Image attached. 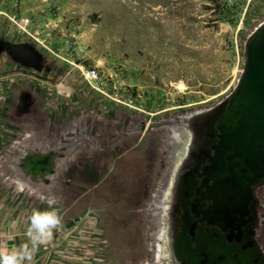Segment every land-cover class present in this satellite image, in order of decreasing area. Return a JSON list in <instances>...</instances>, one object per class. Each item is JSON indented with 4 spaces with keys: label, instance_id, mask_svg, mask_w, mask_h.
Segmentation results:
<instances>
[{
    "label": "rangeland",
    "instance_id": "obj_1",
    "mask_svg": "<svg viewBox=\"0 0 264 264\" xmlns=\"http://www.w3.org/2000/svg\"><path fill=\"white\" fill-rule=\"evenodd\" d=\"M0 11L16 18L0 22V176L12 180L3 188L30 212L55 197L62 218L34 257L171 264L164 237L176 180L170 201L166 191L180 128L239 84L264 0H0ZM25 18L30 35L18 28ZM157 19L173 23L168 41ZM15 45L37 60L15 59ZM82 66L100 69L96 89ZM81 135L86 142L66 150ZM45 150L66 151L47 185L27 158L20 164ZM259 234L264 254V225Z\"/></svg>",
    "mask_w": 264,
    "mask_h": 264
},
{
    "label": "flooded vegetation",
    "instance_id": "obj_2",
    "mask_svg": "<svg viewBox=\"0 0 264 264\" xmlns=\"http://www.w3.org/2000/svg\"><path fill=\"white\" fill-rule=\"evenodd\" d=\"M263 33L264 23L248 41L253 42ZM262 53L264 60V50ZM30 58H34L32 52ZM30 58L15 54L17 60L29 62ZM237 87L215 107L195 120L187 119L186 127L180 128L185 144L179 147L181 155L173 163L166 191L170 201L176 180L171 204L173 229L169 222L164 237L171 264H264L259 246V232L264 225V162L261 167L249 166L242 138H229L226 127ZM88 136L76 137L66 150L86 142ZM45 155L49 153H41L38 158ZM32 157L24 162L27 171L35 181L47 185L56 161L43 167L32 164L37 158Z\"/></svg>",
    "mask_w": 264,
    "mask_h": 264
},
{
    "label": "water",
    "instance_id": "obj_3",
    "mask_svg": "<svg viewBox=\"0 0 264 264\" xmlns=\"http://www.w3.org/2000/svg\"><path fill=\"white\" fill-rule=\"evenodd\" d=\"M264 33L256 40L247 42V60L244 73L232 98L226 117L228 136H238L241 145L248 150L247 164L261 167L264 162ZM15 57L17 52L29 57L31 50L25 45L9 46ZM30 58L29 62L35 59Z\"/></svg>",
    "mask_w": 264,
    "mask_h": 264
},
{
    "label": "crops",
    "instance_id": "obj_4",
    "mask_svg": "<svg viewBox=\"0 0 264 264\" xmlns=\"http://www.w3.org/2000/svg\"><path fill=\"white\" fill-rule=\"evenodd\" d=\"M6 21L2 16H0V22ZM9 50V49H8ZM37 60V56H35ZM32 63V62H29ZM8 79V78H7ZM10 82L20 81V77L16 74L13 76L10 74V78L8 79ZM53 90V89H51ZM0 91H4L3 87L0 88ZM74 89L70 87V94L73 93ZM50 95V94H49ZM52 100V98H51ZM51 104L50 101H47ZM1 115V113H0ZM5 133L7 130H3L0 134V138L5 137ZM4 148L3 145H0V149ZM2 150H0L1 153ZM47 152L46 150L42 153ZM41 153H38L39 156ZM33 155L26 153L21 161L25 160V158L33 159ZM36 156V157H38ZM12 185L11 178H5L0 176V244L5 245L7 248H12L14 246H18L21 243L26 241V229L28 226V216L31 213L28 209H26L25 204L21 203L16 205V195H12L9 191V187L3 188V186ZM2 186V187H1ZM62 228V227H61ZM32 264H52L45 258L34 257Z\"/></svg>",
    "mask_w": 264,
    "mask_h": 264
},
{
    "label": "clouds",
    "instance_id": "obj_5",
    "mask_svg": "<svg viewBox=\"0 0 264 264\" xmlns=\"http://www.w3.org/2000/svg\"><path fill=\"white\" fill-rule=\"evenodd\" d=\"M46 202L47 209H33L29 214L24 243L10 249L0 244V264H32L39 247L50 242L54 232L62 227V218L54 207L55 197L47 198Z\"/></svg>",
    "mask_w": 264,
    "mask_h": 264
},
{
    "label": "built area",
    "instance_id": "obj_6",
    "mask_svg": "<svg viewBox=\"0 0 264 264\" xmlns=\"http://www.w3.org/2000/svg\"><path fill=\"white\" fill-rule=\"evenodd\" d=\"M0 16H2L8 22H15L16 18L9 13H5L4 11H0ZM30 20L28 18L22 19L20 23H18L19 30L24 31L27 35H30L27 29V25L29 24ZM82 74L84 79L96 89L101 81V72L100 69L96 67H85L82 66Z\"/></svg>",
    "mask_w": 264,
    "mask_h": 264
},
{
    "label": "bare ground",
    "instance_id": "obj_7",
    "mask_svg": "<svg viewBox=\"0 0 264 264\" xmlns=\"http://www.w3.org/2000/svg\"><path fill=\"white\" fill-rule=\"evenodd\" d=\"M156 22H157V26L159 27V29L161 31V35L165 36L167 41H168V39H171L172 38L171 37V35H172L171 30L173 28V23L169 22V21L162 22V21H160V19H157ZM180 131H182V130H180ZM180 155H181V152H180V148H179L176 151L173 163L176 162V160L179 158ZM62 156H63V154H62ZM62 156H60V157H62ZM55 158H57V157L55 156ZM29 160H30V158H29ZM53 162H55L54 161V155L49 154V155L42 156V158H38V159L35 158V161L32 160L31 163L39 165V166H43V167H48V166L50 167ZM34 167H35V165H34Z\"/></svg>",
    "mask_w": 264,
    "mask_h": 264
}]
</instances>
